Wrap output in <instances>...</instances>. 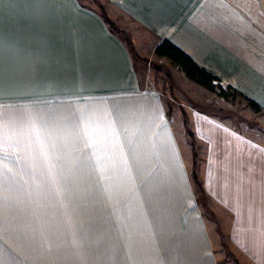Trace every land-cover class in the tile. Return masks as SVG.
I'll list each match as a JSON object with an SVG mask.
<instances>
[{"label": "crops", "instance_id": "0c3cea01", "mask_svg": "<svg viewBox=\"0 0 264 264\" xmlns=\"http://www.w3.org/2000/svg\"><path fill=\"white\" fill-rule=\"evenodd\" d=\"M105 1L147 30L155 49L169 42L264 111V0ZM0 41V264H219L223 246L236 264H264L263 135L207 110L191 114L205 147V192L230 214L229 244H221L197 201L190 146H181L161 94L142 82L127 41L97 11L83 0H4ZM117 105L125 107L121 140L137 145L131 178L111 160L97 167L95 145L74 119L86 113L103 123ZM53 111L45 154L31 126ZM64 181L75 196L88 181L104 239H51L41 197H55L57 215Z\"/></svg>", "mask_w": 264, "mask_h": 264}, {"label": "rangeland", "instance_id": "374dc122", "mask_svg": "<svg viewBox=\"0 0 264 264\" xmlns=\"http://www.w3.org/2000/svg\"><path fill=\"white\" fill-rule=\"evenodd\" d=\"M100 2L105 6L114 24L116 23L121 29V37L127 42L129 41L128 43L134 50V62L142 82L149 88H155L161 94L165 106L172 116L174 129L177 130V138L181 146L185 151L189 149L186 145L190 146L193 158L188 167L194 189L196 185L193 173L196 171L201 178L204 169L203 160L205 159L202 156L205 147L199 146V136L195 135V124L191 115L194 111L207 110L241 133L260 134L264 137V113L253 110L247 105V101L233 94L229 89L227 93L230 98L225 99L219 92H212L189 79L178 65L167 58H159L156 55L154 50L156 40L147 30L126 21L121 14L116 13L110 2L105 0H100ZM93 6L100 9L96 4ZM118 27L117 29H119ZM189 131L193 135H190ZM184 154L187 158V152ZM99 184H102V181L100 183L98 181L95 188ZM42 187H49V184L44 183ZM73 187L71 181H64V192L60 197V210L58 208L57 215L55 211H51L52 207L54 208L52 205L55 204V197L51 195L41 197L43 203L48 204V212L42 213L48 234L52 236L51 239H104L103 228L98 227L97 222L99 218H102L103 211L101 209L98 213V204L89 205L88 181H80L79 185L77 184L76 196L73 194ZM96 198L98 197L91 196L92 200ZM198 198L201 201L199 204L202 207L212 239L221 244L224 239L225 245H228L230 214L225 210L222 211L219 204L210 198L201 199L200 194H198ZM101 200H103L102 195ZM90 214L92 216L97 214L95 221L91 222ZM95 224L96 226H94ZM222 249L224 254L219 260V264H236L230 247L223 246Z\"/></svg>", "mask_w": 264, "mask_h": 264}, {"label": "snow or ice", "instance_id": "6c2138e0", "mask_svg": "<svg viewBox=\"0 0 264 264\" xmlns=\"http://www.w3.org/2000/svg\"><path fill=\"white\" fill-rule=\"evenodd\" d=\"M4 0H0V6H2ZM4 48L3 41H0V51ZM3 82V70L0 69V87ZM125 107L123 105H117L115 111L109 116L103 123L97 121L95 118L90 117L86 113L80 114L78 118H74L76 121L78 131H83L84 136L93 147V154L97 156V167L103 169L104 162L106 160L112 161L113 169L116 170L117 164L122 166L123 174L131 178L133 168L138 165V158L136 143L129 136H125V141L121 140V129L127 132V129L123 127ZM56 119V113L53 111L48 120L44 121L42 126L36 122L32 123L31 132L35 135L37 143L42 152H45L47 145L44 142V137L51 138L52 133L48 131V125L50 122ZM119 123V127H118ZM66 127V125H65ZM63 129H58L56 135H62ZM7 142L8 137L5 134L4 137ZM110 145L112 148L111 153H103V149ZM30 146V145H29ZM53 148H55V140L52 142ZM127 149V152H126ZM46 154V152H45ZM106 179L101 172V180ZM102 187H107L102 185Z\"/></svg>", "mask_w": 264, "mask_h": 264}, {"label": "trees", "instance_id": "16d2710c", "mask_svg": "<svg viewBox=\"0 0 264 264\" xmlns=\"http://www.w3.org/2000/svg\"><path fill=\"white\" fill-rule=\"evenodd\" d=\"M83 4L97 11L103 17L105 22H107L111 30L121 37V34H122L121 29L116 25V23L114 24V21L109 17L105 6L102 5L103 3L100 2V0H91L89 2L83 0ZM94 4L98 5L100 9L98 10L97 8H95V6H93ZM117 27L119 29H117ZM128 42L127 44L129 45V48H130L131 45ZM130 50L131 52H134L132 47L130 48ZM155 52L158 56L166 57L170 59L174 64H177L178 66H180L181 69L186 74V76L192 81L207 88L208 90L212 92H219V94H221V96L224 97L225 99L230 98V95L227 93L226 89H224L220 85H216L215 82L217 78L213 74L209 73L205 68L201 67L197 62H195L193 59H191L188 55L183 53L180 49H178L174 45L170 44L167 41H162L156 47ZM233 94L240 96L242 97V99L246 100L247 105L255 109V111L264 113L262 108L259 105H257L254 101L250 99H246L243 95L239 94L235 90L233 91ZM189 133L190 135H193L191 131H189ZM194 154H196L195 151H194ZM193 176H194V183L196 185L195 193L197 195V201L198 203H201V201L198 198V194L202 196L201 199L208 198V197L204 189L202 178H200L199 174L196 171H194Z\"/></svg>", "mask_w": 264, "mask_h": 264}]
</instances>
